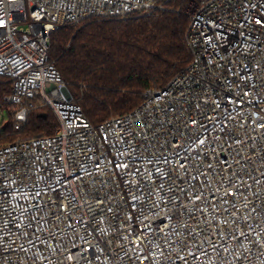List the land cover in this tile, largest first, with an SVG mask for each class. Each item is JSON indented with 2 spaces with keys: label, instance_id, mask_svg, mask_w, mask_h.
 Returning <instances> with one entry per match:
<instances>
[{
  "label": "built area",
  "instance_id": "obj_1",
  "mask_svg": "<svg viewBox=\"0 0 264 264\" xmlns=\"http://www.w3.org/2000/svg\"><path fill=\"white\" fill-rule=\"evenodd\" d=\"M171 1L0 0L16 129L59 121L0 146V264H264V0H187L188 67L98 125L50 58L61 27Z\"/></svg>",
  "mask_w": 264,
  "mask_h": 264
},
{
  "label": "trees",
  "instance_id": "obj_2",
  "mask_svg": "<svg viewBox=\"0 0 264 264\" xmlns=\"http://www.w3.org/2000/svg\"><path fill=\"white\" fill-rule=\"evenodd\" d=\"M186 9L187 0H175L151 16L92 18L51 34L50 58L91 123L132 112L146 90L165 87L188 67ZM11 93V80L0 77V146L22 135L55 134L59 121L49 107L32 108L27 124L16 129V106L5 101Z\"/></svg>",
  "mask_w": 264,
  "mask_h": 264
},
{
  "label": "rangeland",
  "instance_id": "obj_3",
  "mask_svg": "<svg viewBox=\"0 0 264 264\" xmlns=\"http://www.w3.org/2000/svg\"><path fill=\"white\" fill-rule=\"evenodd\" d=\"M29 137H34V136H26V135H22L21 137H19V139H24V138H29Z\"/></svg>",
  "mask_w": 264,
  "mask_h": 264
},
{
  "label": "water",
  "instance_id": "obj_4",
  "mask_svg": "<svg viewBox=\"0 0 264 264\" xmlns=\"http://www.w3.org/2000/svg\"><path fill=\"white\" fill-rule=\"evenodd\" d=\"M45 117H46V115H45Z\"/></svg>",
  "mask_w": 264,
  "mask_h": 264
}]
</instances>
